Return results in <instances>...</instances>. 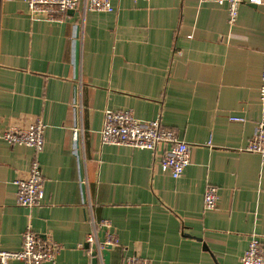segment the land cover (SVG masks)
<instances>
[{"label":"crops","instance_id":"crops-1","mask_svg":"<svg viewBox=\"0 0 264 264\" xmlns=\"http://www.w3.org/2000/svg\"><path fill=\"white\" fill-rule=\"evenodd\" d=\"M111 2L114 12H99L81 0L50 22L32 19L24 0H0V135L36 119L47 125L39 153L0 137V251L20 250L30 227L63 246L43 264H93L86 251H97L106 229L88 244L92 220H110L120 243L110 264L132 255L151 264H242L252 236H264V158L244 150L262 117L264 6L241 5L230 26L228 6L215 2ZM107 110L159 118L190 144L183 176L161 168L164 144L155 152L102 145ZM34 159L45 192L28 208L14 182ZM208 185L219 191L214 211L204 209Z\"/></svg>","mask_w":264,"mask_h":264},{"label":"built area","instance_id":"built-area-1","mask_svg":"<svg viewBox=\"0 0 264 264\" xmlns=\"http://www.w3.org/2000/svg\"><path fill=\"white\" fill-rule=\"evenodd\" d=\"M28 5L32 19L41 18L50 22L60 21L62 15L79 7L81 0H24ZM139 1V0H133ZM201 3L215 2L228 6V24H236L239 8L248 4L264 6V0H199ZM85 11L114 12L111 0H85ZM260 104L262 117L256 126L254 136L244 149L247 152L259 154L264 158V47L262 49V66L260 75ZM231 121H241L240 117H231ZM46 123L36 119L26 127L12 126L0 135L11 145H24L33 148L36 153L41 152L45 146ZM82 129L76 127L72 131V140L79 141ZM102 145H123L136 149H145L155 152L161 144L167 146L160 165L172 178L179 179L186 168L191 164V146L179 138L177 133L163 126L161 120L141 121L137 119L132 110H107L100 131ZM17 193V203L20 206L33 208L38 206L45 192V179L42 168L37 159L31 164L26 178L16 179L14 182ZM219 200L218 187L208 185L204 193L205 211L217 209ZM95 230L88 235L87 243L97 242L96 228H105V241L98 243L97 251L88 249L86 254L90 258H97L104 262L103 251L108 247L118 246L119 238L113 229L110 220L96 222L92 220ZM63 246L53 240H42L28 227L22 234V246L18 251H0V264H10L19 261L23 264H43L53 262L60 255ZM242 264H264V236L253 235L248 248L241 257ZM123 264H151V262L138 255L125 258Z\"/></svg>","mask_w":264,"mask_h":264},{"label":"water","instance_id":"water-1","mask_svg":"<svg viewBox=\"0 0 264 264\" xmlns=\"http://www.w3.org/2000/svg\"><path fill=\"white\" fill-rule=\"evenodd\" d=\"M73 11V10H70ZM79 35H80V30L79 27L76 28V34H75V53H74V66H75V77L76 79H78L79 77V66H80V40H79ZM76 148H79V141L75 142ZM79 152L77 153V155L79 156ZM83 178V175H82ZM82 190L84 192V195H86V186L83 183L82 184ZM112 247L108 246L104 251V262L105 264H110V251H111ZM93 264H98V259L97 258H93L92 260Z\"/></svg>","mask_w":264,"mask_h":264}]
</instances>
